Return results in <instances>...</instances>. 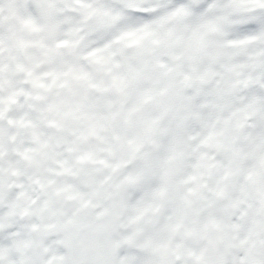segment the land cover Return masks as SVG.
Returning <instances> with one entry per match:
<instances>
[{
  "label": "snow or ice",
  "instance_id": "snow-or-ice-1",
  "mask_svg": "<svg viewBox=\"0 0 264 264\" xmlns=\"http://www.w3.org/2000/svg\"><path fill=\"white\" fill-rule=\"evenodd\" d=\"M0 264H264V0H0Z\"/></svg>",
  "mask_w": 264,
  "mask_h": 264
}]
</instances>
